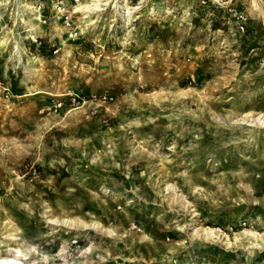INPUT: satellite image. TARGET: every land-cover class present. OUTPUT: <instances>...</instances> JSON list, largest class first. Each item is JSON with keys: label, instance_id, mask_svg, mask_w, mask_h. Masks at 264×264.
Here are the masks:
<instances>
[{"label": "rangeland", "instance_id": "1", "mask_svg": "<svg viewBox=\"0 0 264 264\" xmlns=\"http://www.w3.org/2000/svg\"><path fill=\"white\" fill-rule=\"evenodd\" d=\"M258 113L264 0H0L1 256L264 264Z\"/></svg>", "mask_w": 264, "mask_h": 264}, {"label": "bare ground", "instance_id": "2", "mask_svg": "<svg viewBox=\"0 0 264 264\" xmlns=\"http://www.w3.org/2000/svg\"><path fill=\"white\" fill-rule=\"evenodd\" d=\"M250 115L245 114L242 115V117L239 119V121H242L244 123H250L252 121L254 122H258L261 126L264 127V113H258L256 116H254V119L249 120L248 118ZM54 216V215H51ZM51 220H49V223H51L52 225L55 226H63V227H67L69 229H84V230H88V229H95L98 228L99 226H96V223H92V224H88L86 222H82V221H76V220H72V219H68V218H59V217H51ZM2 250H0V264H15L16 259H10V258H4L2 255ZM9 252L14 254L15 256L20 255L21 250L19 248H10ZM63 255V254H62ZM19 262V261H18Z\"/></svg>", "mask_w": 264, "mask_h": 264}, {"label": "built area", "instance_id": "3", "mask_svg": "<svg viewBox=\"0 0 264 264\" xmlns=\"http://www.w3.org/2000/svg\"><path fill=\"white\" fill-rule=\"evenodd\" d=\"M2 94H3V97L6 99H9L15 96L9 86H2Z\"/></svg>", "mask_w": 264, "mask_h": 264}, {"label": "trees", "instance_id": "4", "mask_svg": "<svg viewBox=\"0 0 264 264\" xmlns=\"http://www.w3.org/2000/svg\"><path fill=\"white\" fill-rule=\"evenodd\" d=\"M41 42V41H40Z\"/></svg>", "mask_w": 264, "mask_h": 264}]
</instances>
